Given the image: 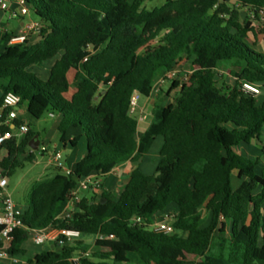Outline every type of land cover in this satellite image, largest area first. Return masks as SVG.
I'll list each match as a JSON object with an SVG mask.
<instances>
[{
  "label": "trees",
  "instance_id": "trees-1",
  "mask_svg": "<svg viewBox=\"0 0 264 264\" xmlns=\"http://www.w3.org/2000/svg\"><path fill=\"white\" fill-rule=\"evenodd\" d=\"M26 2L41 31L0 55V107L13 93L33 120L46 114L59 120L61 143L77 128L87 144L69 175L57 169L32 184L10 256L26 254L32 231L59 228L96 237L84 264H264V166L258 170L259 159L238 152L241 144H261L264 129V102L243 89L264 87L258 16L264 0H166L152 10L146 0ZM52 60L47 80L30 71ZM179 66L190 72L188 79L179 90L174 82L167 93L158 92L151 125L139 137L130 113L133 93L150 97L158 79ZM7 131L14 130L0 126V133ZM36 135L30 129L1 147L8 179L37 161L29 146ZM80 136L69 140L72 148ZM158 137L164 140L160 161L147 175L139 167ZM126 161L134 168L121 188L93 191L70 220L59 219L80 180L105 178ZM172 206L175 233L153 232V218ZM134 218L142 224L133 225ZM221 221L228 234L219 231ZM83 245L53 244L26 264H71Z\"/></svg>",
  "mask_w": 264,
  "mask_h": 264
},
{
  "label": "built area",
  "instance_id": "built-area-1",
  "mask_svg": "<svg viewBox=\"0 0 264 264\" xmlns=\"http://www.w3.org/2000/svg\"><path fill=\"white\" fill-rule=\"evenodd\" d=\"M0 12H6L12 17H25L30 13V9L26 0H0ZM250 19L254 18V13L247 12ZM260 25L264 27V9L258 11ZM41 31V24L39 22L30 21L28 26L23 32L17 35H13L9 40V45L23 44L30 39H35ZM190 72H184L179 69H173L167 72L164 76L160 77L155 83L152 92L159 87L164 86L168 82L177 81L183 83L188 79ZM244 91L251 93L255 96L260 94V90L257 86L251 84L243 85ZM141 95L138 92H134L131 98L130 113L132 115L139 114L138 122L146 120L147 116L139 111V103ZM20 97L13 93H8L3 97L1 111H0V126L10 127L13 132L7 131L0 133V165H1V147L6 141L13 139L14 137H23L28 134L30 127L23 123L19 126L15 125V120L18 118V109L20 107ZM6 112V116L3 114ZM54 117L53 115H51ZM31 149V148H30ZM39 154L48 155L52 165L56 169L60 170L63 174L69 175L70 170L66 168V163L63 158V154L60 151H49L46 146H39L36 150ZM31 149V153L36 152ZM9 179L4 176L0 168V198L2 202V208L0 211V263L4 259H13L10 256L8 250L12 242V234L18 228H23L22 210L17 206L13 200L11 194L8 191ZM103 178L94 174L79 181L75 190L70 193L67 201V205L60 215V220H70L73 214L77 211V205L81 202L82 192L100 193L103 191ZM160 222H152L151 229L157 234L171 235L175 233L173 227L174 220L176 218V212L165 211L161 213ZM142 220L140 218H134L132 220L133 225H141ZM34 243L37 246L48 245L49 243L57 244L58 247L64 245H72L75 242L81 241V233L73 229H59V228H46L41 230H34ZM92 251L82 250L72 257L71 264H84L83 260H87L91 257ZM16 262V260H15Z\"/></svg>",
  "mask_w": 264,
  "mask_h": 264
},
{
  "label": "crops",
  "instance_id": "crops-1",
  "mask_svg": "<svg viewBox=\"0 0 264 264\" xmlns=\"http://www.w3.org/2000/svg\"><path fill=\"white\" fill-rule=\"evenodd\" d=\"M243 12L245 15H247V11H243ZM30 14L31 13H29L25 17H12L6 12H0V39L2 41L1 42L2 46L0 45V55L3 53L6 46L9 45L6 41H4L5 36L8 34L17 35V34H20L21 32H23L25 30V28L28 26L29 22L33 21L30 18ZM15 19L18 20V24L12 26L10 21L15 20ZM33 22H38V21H33ZM55 61L56 60L49 61L50 64L48 66H46L45 65L46 63H45L41 67H32L30 69V71H32V69H35L36 72H34V71H32V72H34L39 78H41L43 80H47L49 77V74H50V70H51L52 66L54 65ZM181 68L182 67L179 66L177 69L181 70ZM42 69L45 71L44 72L45 74L43 76L38 75L37 70L41 71ZM225 74H226V76H228V78H231V76L228 73H225ZM174 82L177 83V81H174ZM174 82H172V84ZM180 85H181V83H180ZM162 88H163V86L159 87L156 91L154 90L151 93L150 97H142L141 96V99L142 98L146 99L145 102L139 103V111L142 112V114H144L146 116L148 115L146 112L147 107L151 104L154 105L156 98L158 97L157 92L160 91ZM258 88L260 90V94L258 96L261 98L263 96L264 87H258ZM72 94H73V92L69 93V96H71ZM1 99H2V94L0 93V103H1ZM0 111H1V107H0ZM151 111H150V114H151ZM17 113H18V119L20 121H22V123L27 124L31 130H32V127H31L29 121H34L37 123L42 119L41 118L39 121L33 120L27 112L26 105H21L19 107ZM48 118L52 121L53 124H52L51 130L49 132H46V130H42L43 135H44L43 138H41L40 133L37 132L36 136H38V140L40 142L39 146H46V147H48L49 151L57 150V151L62 152V154L65 152L67 147H69L74 153L72 156L66 157V159H64V161L66 163V168L68 170L72 171L74 169V167L76 166V164L85 155L86 144H87L86 138L83 136H80V130L79 129L70 128L67 132L65 143H61L60 142V134L57 131L59 120L56 119L55 117H52L51 115H48ZM150 125H151V119L148 120V116H147L146 120H144L142 122H138V136L141 137L142 134L150 127ZM53 130H55L58 134V139H57L58 141L55 143H53V141L55 139L54 136L52 135ZM78 136H80V139L77 143V147L72 148L69 145V140L74 138V137H78ZM260 139H261V144L254 142V143L249 144V145L241 144L238 147V152L240 153V155L247 157L249 159H259L260 160V165L257 168L258 170L262 169V167L264 166V156L262 155V150L258 148V147H260V148L264 147V129L261 132ZM163 143H164V140L162 137L156 138V140L153 143L149 153L144 158V160L141 162L139 168L145 174L152 175L156 171L158 164H159V161H160V151H161V148L163 146ZM52 147H53V150H51ZM39 155L41 156L42 154H39ZM44 156H48V155L44 154ZM49 164L52 165L50 159H49ZM52 166L57 171L55 166L54 165H52ZM133 168H134V164L131 161H126V162L119 164L108 176L103 178V185H104L103 189H105L107 191H114V190H118L119 188H121L128 181L129 174ZM82 193L83 194L81 195V197H91L92 196L91 192H82ZM101 193L102 192L98 193V195H100ZM16 204L22 211H25L27 209L26 202L22 205L18 204V203H16ZM168 210L175 212V207L172 206ZM161 218H162L161 213H159L153 218L152 222H160ZM222 224H224L226 226L227 230H229V226L224 221H221V225ZM221 225H220V227H221ZM33 237H34V233L31 232L30 239L28 241L29 244H28L27 248L23 246V248L26 250V254L24 256L13 257V259H4L1 261L0 264H12L15 262V260L17 263L18 259H20V258L23 259V262L27 263V261L29 259H33L36 255L43 252L44 250L42 251L39 246L35 245ZM48 245L51 246L53 244L49 243Z\"/></svg>",
  "mask_w": 264,
  "mask_h": 264
},
{
  "label": "rangeland",
  "instance_id": "rangeland-1",
  "mask_svg": "<svg viewBox=\"0 0 264 264\" xmlns=\"http://www.w3.org/2000/svg\"><path fill=\"white\" fill-rule=\"evenodd\" d=\"M166 2V0H146L145 2V7L148 9V10H152L156 7H162L164 5V3ZM234 3V2H232ZM30 18L33 20V21H39V18L34 14V12L30 11ZM242 15L243 17L245 18L246 15L244 14V12H242ZM245 15V16H244ZM10 23L12 24V26L14 25H17L18 24V20H11ZM1 39H0V45L2 46L1 44ZM50 63H46L45 65L48 66ZM200 66V65H199ZM202 66V65H201ZM208 66V65H207ZM182 67V66H181ZM32 71L36 72L35 69H32ZM45 71L42 69L41 71L37 70V74L38 75H41L43 76L45 73ZM218 73L219 74H222V75H226L225 73H227L224 69H219L218 70ZM73 77V74H70V79H72ZM178 83V86H177V89L179 90V87H180V83ZM172 86V82H168L166 83L162 90L164 93H167L169 91V89L171 88ZM178 90H174L172 91L169 96H164L167 100L169 99V97H173ZM73 90H71L70 93H72ZM159 92V91H158ZM157 92V94H158ZM257 99L260 103L264 102V92H263V96L260 98L259 96H257ZM166 100V101H167ZM146 99L145 98H142L140 100V103H143L145 102ZM167 102H165L166 104ZM153 108V104L149 105L147 107V116H148V120L151 119V114H150V111L152 110ZM136 119H138L139 115L138 114H134L133 115ZM31 127H32V131L34 132H39L40 133V136L41 138H43V132L42 130H46V132H49L51 130V126H52V121L48 118V114H46L39 122H34V121H29ZM52 135L54 136V141L53 143L57 142L58 140V134L55 130H53L52 132ZM51 135V136H52ZM259 149H261L260 147H258ZM51 150H53V147L51 148ZM73 151L67 147V149L65 150V152L63 153V158L66 159V157H70L73 155ZM49 157L48 156H40L38 154V158H37V161L34 163V164H26L22 169H19L11 178H9V185H8V191L9 193L11 194L13 200L18 203V204H24L26 202V199H27V196H28V193L30 191V188L32 186V184L35 182V181H38V180H42V179H45V178H51L54 173L56 172V170L54 169V167L52 165L49 164ZM83 193H80V195H82ZM220 232H224L226 234H228L229 230H227L226 226L224 224L221 225L220 229H219ZM80 240L83 241L84 245L82 247L83 250H90V251H93V248H94V243H95V240H96V237L93 236V235H81L80 237ZM29 242H26L24 244V247L27 248ZM49 245H42V246H39L40 249L43 251V250H46L48 248ZM185 259H187L185 256H184ZM188 261H191V260H188ZM26 262H23V259H18V262H14L12 264H25Z\"/></svg>",
  "mask_w": 264,
  "mask_h": 264
},
{
  "label": "water",
  "instance_id": "water-1",
  "mask_svg": "<svg viewBox=\"0 0 264 264\" xmlns=\"http://www.w3.org/2000/svg\"><path fill=\"white\" fill-rule=\"evenodd\" d=\"M103 93H105V92H103ZM39 145H40V142H39V140H38V136H36L31 142H30V148L31 149H33V150H38V147H39ZM157 176H158V174H157Z\"/></svg>",
  "mask_w": 264,
  "mask_h": 264
}]
</instances>
